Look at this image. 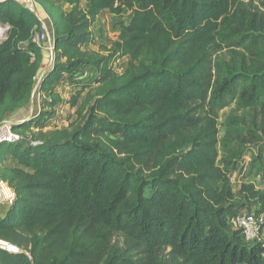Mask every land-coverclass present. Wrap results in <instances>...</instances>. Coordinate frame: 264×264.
<instances>
[{"label":"trees","instance_id":"trees-1","mask_svg":"<svg viewBox=\"0 0 264 264\" xmlns=\"http://www.w3.org/2000/svg\"><path fill=\"white\" fill-rule=\"evenodd\" d=\"M81 1L64 0L70 11L53 19L64 62L44 71L31 40L40 19L0 2L9 27L0 124L33 105L35 91L47 98L13 122L17 135L36 130L38 144L0 146L19 166L2 169L15 200L0 240L20 250H0V264H264L262 244L231 227L252 204L262 216L264 193L244 183L236 201L229 176L235 143L257 146L246 172L264 174V0ZM102 11L130 13L103 56L86 50ZM123 57L118 75L112 63ZM89 62L94 90L66 101L75 109L66 128L45 130L61 103L56 87ZM231 106L218 139V111Z\"/></svg>","mask_w":264,"mask_h":264},{"label":"rangeland","instance_id":"rangeland-1","mask_svg":"<svg viewBox=\"0 0 264 264\" xmlns=\"http://www.w3.org/2000/svg\"><path fill=\"white\" fill-rule=\"evenodd\" d=\"M36 3L47 4V7L50 10V14L53 19L56 15H58L62 9L55 8L54 5L50 4L48 0H34ZM56 0L52 3H55ZM57 3V2H56ZM51 6H48V5ZM80 7L85 8L86 2L82 0L80 2ZM70 9H65L64 12H68ZM130 18L129 12H124L120 17L112 16L108 11L100 12L95 18L94 23L90 27V32L93 36V42L89 45L86 50L89 52L97 53L101 56L106 54L105 50L111 49L114 44L118 42L119 36V27L123 23H127ZM55 53L54 60L58 61V53ZM226 52H224V55ZM128 62L127 57L118 58L112 63L113 71L121 75L124 73L126 69V65ZM97 75V69L95 64L89 62L88 64L82 66L78 73L75 75V78H72V82L69 84H65L64 82H60L56 87V92L61 96V103L56 105L55 107V116L49 121L48 126L45 130L52 129H62L66 128L74 119H75V109H71L69 104L66 103L72 96L81 89L82 86H86L87 90L82 93V97L86 94L88 90L93 91L95 88L94 80ZM79 84V86H77ZM39 94V95H38ZM47 98L43 93L39 91H35V103L33 105V111H40L42 109V105ZM233 106L224 108L218 111V119H217V129H218V139H221L225 133V123L228 119ZM237 115H241L240 113H236ZM14 115H18V113H9L7 114L3 122L5 121H13ZM36 116V115H35ZM248 118V115H245V119ZM247 120V119H246ZM2 124V123H1ZM19 136L22 142L29 145L38 144L37 139V131L30 129L26 132L19 130ZM4 146L0 147V177L2 174V169L12 168L16 165L15 159L4 153ZM234 148H239V155L236 160L233 161V165L229 170L230 176V186L231 190L235 195L236 201L239 200V189L242 184L251 183L255 186V188L264 193V174H261L257 177L248 176L246 169L251 160V154L257 152V146L254 144H234ZM219 156H222L220 147L217 146ZM149 194V191L146 190V195ZM4 205V204H0ZM11 206V205H10ZM10 206H6L7 208ZM258 206L256 204H252L251 206H247L244 210H242L241 214L254 213ZM263 220L262 231H261V240L264 242V213L261 216ZM233 228V226L231 225ZM264 258V255H263Z\"/></svg>","mask_w":264,"mask_h":264},{"label":"built area","instance_id":"built-area-1","mask_svg":"<svg viewBox=\"0 0 264 264\" xmlns=\"http://www.w3.org/2000/svg\"><path fill=\"white\" fill-rule=\"evenodd\" d=\"M7 1V0H0ZM22 5L29 13L37 16L36 2L34 0H10ZM9 27L7 25L0 24V44L7 38V32ZM32 42L40 47L42 50H46L51 55V62L54 60L55 48L54 41L55 35L48 32L47 25L43 21H39V24L35 27L32 38ZM53 64L49 66L52 70ZM39 95V94H38ZM21 142L20 136L13 132V122L5 121L0 124V146L3 143L16 144ZM35 145V144H34ZM15 200V193L9 187L6 181L0 178V204L4 206H10ZM263 220L261 216H256L254 213L240 214L236 218L231 220V225L234 230H240L243 236V240L246 243L260 242L264 248V242L261 240ZM0 250L9 253H19L20 250L10 245L7 242L0 240Z\"/></svg>","mask_w":264,"mask_h":264},{"label":"crops","instance_id":"crops-1","mask_svg":"<svg viewBox=\"0 0 264 264\" xmlns=\"http://www.w3.org/2000/svg\"><path fill=\"white\" fill-rule=\"evenodd\" d=\"M48 2H50V4H52V5H54L55 8L57 7L59 9H62V11H65L66 8L70 9V7L64 3V0H56L57 3L56 2L52 3L53 0H48ZM50 4L48 6H51ZM36 10H37L38 18L47 25L48 32L50 34L56 35V30H55V27L53 25V17L50 14V10L47 7V4L45 5V4H41V3H36ZM41 51H42L41 70H43V71L45 69H48L51 64L56 65L58 63L64 62L59 57V54H58L59 60L58 61L53 60V62H51L50 53L46 50H41ZM33 105H29L25 109H21V110L16 111L15 113H18V115H16V116L14 115L13 121H11V120H9V121H11V122L22 121V120L34 117L35 115H38L41 110L38 112L33 111ZM15 162H16V160H15ZM12 168H19L17 162H16V165ZM7 210H8V208L6 206L0 205V217L5 216L7 214Z\"/></svg>","mask_w":264,"mask_h":264}]
</instances>
